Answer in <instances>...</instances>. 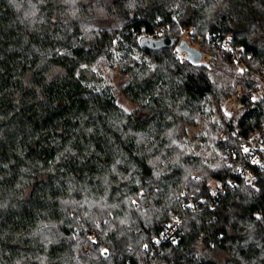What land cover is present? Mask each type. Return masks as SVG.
I'll return each mask as SVG.
<instances>
[{
	"label": "trees",
	"instance_id": "16d2710c",
	"mask_svg": "<svg viewBox=\"0 0 264 264\" xmlns=\"http://www.w3.org/2000/svg\"><path fill=\"white\" fill-rule=\"evenodd\" d=\"M158 30L232 33L249 70L207 39L198 63L141 46ZM263 66L264 0H0V264H264V169L213 196L264 121V95L223 104Z\"/></svg>",
	"mask_w": 264,
	"mask_h": 264
},
{
	"label": "built area",
	"instance_id": "2783aa9c",
	"mask_svg": "<svg viewBox=\"0 0 264 264\" xmlns=\"http://www.w3.org/2000/svg\"><path fill=\"white\" fill-rule=\"evenodd\" d=\"M144 36L159 38L162 36V32L161 30H158L155 33L141 34L139 36V41ZM232 37V33H228L225 36H221L220 34H208L206 37L200 36L198 41L193 43L189 36V30H186L183 32L179 40L186 39L190 45L200 49L204 39H207L209 42H216L228 52H230L233 55L235 62L238 63L241 69L246 72L249 70V68L244 57V49L235 45L233 43ZM176 49L178 50L180 56L188 59L187 53L183 51L178 45L176 46ZM202 53V60L210 58V54L208 52H204L202 50ZM249 57H252V55H249ZM260 74V82L249 89H244L242 83H238L236 85L234 93L223 104L222 109L226 115H231L236 111V109L241 108L244 105V97L246 95H250L253 98L255 97V100L261 98L264 95V66L261 67ZM222 137H225V133L222 134ZM245 147L250 149L249 153H245L243 151V148ZM224 156L227 158L228 164L232 167L231 175L227 176L225 180L219 181L214 187L213 196L216 198H218L225 191L226 185L231 187L236 185L238 176L245 177V179L252 184L257 181L259 171L264 169V121L250 137L242 141L239 150L236 151L234 149H227V152L224 153ZM254 160H258L260 163H253ZM198 204L199 203L195 201V198L191 196L185 206L195 209L198 207ZM182 223V217L177 216L172 222L168 224L162 237L157 238L156 241H175L177 237V231ZM201 240L202 238L198 239L199 242Z\"/></svg>",
	"mask_w": 264,
	"mask_h": 264
},
{
	"label": "rangeland",
	"instance_id": "374dc122",
	"mask_svg": "<svg viewBox=\"0 0 264 264\" xmlns=\"http://www.w3.org/2000/svg\"><path fill=\"white\" fill-rule=\"evenodd\" d=\"M106 69V68H105ZM107 71V69H106ZM112 81L116 86V89L118 90V96L119 101L122 105L129 109H133L135 107V104L131 102L122 92H121V84L123 83L124 76L117 70L111 71ZM213 118L218 120L217 114H213ZM206 128V122L204 119H200L199 123L196 125L188 126V131L185 136L186 142L189 146V148L194 152H202L203 150H211V147L209 144H212L211 140H204L202 138L203 135L206 134L205 131ZM215 148V147H214Z\"/></svg>",
	"mask_w": 264,
	"mask_h": 264
},
{
	"label": "water",
	"instance_id": "95a60500",
	"mask_svg": "<svg viewBox=\"0 0 264 264\" xmlns=\"http://www.w3.org/2000/svg\"><path fill=\"white\" fill-rule=\"evenodd\" d=\"M140 44L143 47L159 50L164 47L179 46L188 55V59L194 63L202 61L203 53L200 48L190 45L186 39H180L178 37L161 36L159 38H152L144 36L140 40Z\"/></svg>",
	"mask_w": 264,
	"mask_h": 264
},
{
	"label": "snow or ice",
	"instance_id": "6c2138e0",
	"mask_svg": "<svg viewBox=\"0 0 264 264\" xmlns=\"http://www.w3.org/2000/svg\"><path fill=\"white\" fill-rule=\"evenodd\" d=\"M253 99H255V97H254ZM124 111H127V109H124ZM243 151H244L245 153H249V152H250V149L247 148V147H245V148H243ZM253 163L259 164L260 161H258V160H254ZM133 203H135V202H133ZM107 251H108L107 249H103V250H102V253H106Z\"/></svg>",
	"mask_w": 264,
	"mask_h": 264
}]
</instances>
